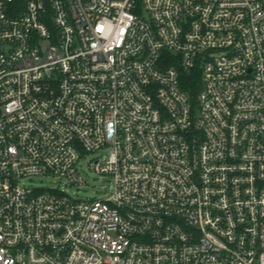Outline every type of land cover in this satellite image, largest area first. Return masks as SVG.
Returning <instances> with one entry per match:
<instances>
[{
    "label": "built area",
    "instance_id": "1",
    "mask_svg": "<svg viewBox=\"0 0 264 264\" xmlns=\"http://www.w3.org/2000/svg\"><path fill=\"white\" fill-rule=\"evenodd\" d=\"M0 264H264V0H0Z\"/></svg>",
    "mask_w": 264,
    "mask_h": 264
},
{
    "label": "rangeland",
    "instance_id": "2",
    "mask_svg": "<svg viewBox=\"0 0 264 264\" xmlns=\"http://www.w3.org/2000/svg\"><path fill=\"white\" fill-rule=\"evenodd\" d=\"M96 157L97 153H92L81 160L82 173L85 179L82 186H67L64 184V180L56 179L53 176H40L32 180H27L26 182L40 187H59L60 189L67 190L71 195L80 198H102L105 196V193H107L110 183L108 178H101L94 169L90 167V162H93Z\"/></svg>",
    "mask_w": 264,
    "mask_h": 264
},
{
    "label": "trees",
    "instance_id": "3",
    "mask_svg": "<svg viewBox=\"0 0 264 264\" xmlns=\"http://www.w3.org/2000/svg\"><path fill=\"white\" fill-rule=\"evenodd\" d=\"M200 74L198 72H181V85L184 90L190 92L191 94H195L196 91L201 86Z\"/></svg>",
    "mask_w": 264,
    "mask_h": 264
}]
</instances>
